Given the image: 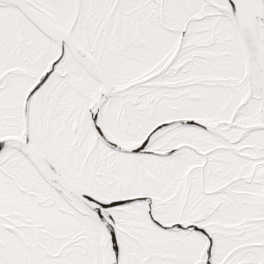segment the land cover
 <instances>
[{
  "label": "snow or ice",
  "instance_id": "obj_1",
  "mask_svg": "<svg viewBox=\"0 0 264 264\" xmlns=\"http://www.w3.org/2000/svg\"><path fill=\"white\" fill-rule=\"evenodd\" d=\"M0 264H264V0H0Z\"/></svg>",
  "mask_w": 264,
  "mask_h": 264
}]
</instances>
